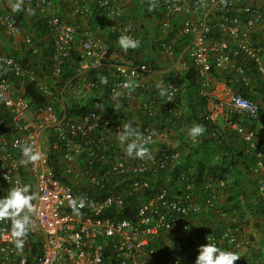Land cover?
Masks as SVG:
<instances>
[{
    "label": "built area",
    "instance_id": "built-area-1",
    "mask_svg": "<svg viewBox=\"0 0 264 264\" xmlns=\"http://www.w3.org/2000/svg\"><path fill=\"white\" fill-rule=\"evenodd\" d=\"M14 1L28 13L33 10L46 18L54 49L53 78L60 77L61 66L72 51L77 54L74 77L57 90L60 111L66 95L79 98L96 88L97 80L91 78L95 71L109 73L107 87L113 98L114 91L131 90L124 88L129 80L137 85L134 89L146 91L150 84L163 86L162 75L167 71L191 65L202 88L209 90L203 94L209 97L205 112L211 123L220 126L218 121L222 122L220 128L234 134L252 155V188L256 203L264 206V128L257 129L264 127V115L260 113L264 109V0H157L163 31L169 29L172 19L178 20L172 40L160 50V56L170 61L162 72L110 55L107 41L96 33L97 27L83 23L79 27L59 18L50 0ZM73 1V15L82 21L89 10L84 0ZM91 1L105 14L107 34L115 35L117 40L128 35L139 41L133 21L125 14L126 0ZM0 29L5 38L34 47L32 36L15 24L10 12L0 13ZM181 39L185 43L174 53L172 45ZM211 71L230 76L248 93H253L257 84L263 91L262 98L242 96L231 85L215 80ZM153 74L159 78L150 83L148 78ZM24 83L52 95L33 66L22 65L12 55H0V197L25 184L38 194L32 202L33 226L22 252L11 241L10 223L0 222V264H194L199 246L207 242L245 256L246 264H261L264 223L262 240L257 241L249 237L242 223L248 218L240 220L236 212L217 207L219 195L230 179L207 178L198 185L193 171H189L179 175L178 193L167 188L166 178H161L152 192L150 175L173 167L178 153L165 154L159 149L151 153L152 159L130 157L118 141L126 122L107 118L94 109L67 117L62 111L57 115L49 105L36 113L24 97ZM164 89L160 105L165 109L178 87L164 85ZM152 103L147 98L142 101V114L153 116ZM233 115L241 120H231ZM137 129L143 134L140 143L150 137L147 148L165 143L159 142L164 132L148 125ZM25 143L44 157L27 166L19 164ZM50 150L56 153L66 175L77 176L83 189L97 193H81L58 180L49 165ZM92 159L98 162V168H93ZM80 162H84V169L77 166ZM110 180L113 185L107 188ZM101 190L107 193L101 195ZM81 198L84 207L76 215L70 201ZM132 200L133 218H120Z\"/></svg>",
    "mask_w": 264,
    "mask_h": 264
},
{
    "label": "trees",
    "instance_id": "trees-1",
    "mask_svg": "<svg viewBox=\"0 0 264 264\" xmlns=\"http://www.w3.org/2000/svg\"><path fill=\"white\" fill-rule=\"evenodd\" d=\"M50 1L54 8L61 0ZM8 2L13 5L11 7L12 10L10 11L9 7H5L0 13L10 12L15 24L23 32L32 36L34 47H26L24 44H20L21 46L16 49L6 50L4 45L10 40L3 36L0 29V55H12L22 65L33 66L36 73L45 79L47 87L52 91V95L48 96L33 84H23L24 97L29 101V105L34 112L38 113L50 105L54 108L57 115H61L62 111L67 117H76L94 109L107 118H112L119 122H131L134 128L148 125L156 131L159 130L158 132H164L170 137V142L168 145L165 143L158 145L160 151L165 154L178 153L179 158L173 167L155 175H150L152 179L151 188H154L152 192L159 187L161 178H166L167 188L174 191V193H178L179 175L193 171L198 185L207 178L212 181L230 179L231 182L226 185L224 190L226 192L225 199L221 201L224 203V207L220 205L221 202L219 200L217 201L219 209L236 212L240 220L264 216V206L260 202L259 204L258 202L253 203V195H251L249 190V188H252L251 159L253 157L247 152L244 144L237 141L234 134L227 130H222L220 126L211 123L205 112L209 97L203 94L205 88H202L201 79L191 65H187L182 70L167 71L162 75L163 88L164 85L178 87V92L172 103L168 104V108L164 109L160 105L163 95L160 94V86L155 84H150L146 91L142 90L143 92L138 89L123 92L122 96L114 100L108 93L109 73L104 70H98L91 74V78L97 80L96 88L90 91L91 96L89 95L84 100L81 99L82 97L66 95L62 106L63 110L60 111L61 105L57 90L74 77L78 61L77 54L72 51L70 57L61 66L60 77L58 79L53 78L51 65L54 49L52 35L47 27L46 18L34 14L33 10H31L33 13L27 14L23 6L15 10V1L8 0ZM22 2L27 3L28 0H22ZM83 4L88 8L89 15L82 21L75 20V23L79 27L82 23L91 28L98 27L96 33H99L98 35L107 41L110 55L115 54L122 60H132L134 63L145 64L151 71H155L160 65H164L159 60L160 50L164 44L172 40L178 20L172 19L169 29L163 31L159 22L163 17L162 9H160L157 0H130L128 5L125 6V14L133 21L139 37V47L137 49H129L127 53L121 50L115 35L106 33L103 10L93 4L91 0H84ZM55 14L65 20L58 12ZM184 43L185 39L176 41L172 45L174 53L179 52ZM211 76L217 81H223L227 85H231L242 96L253 99L240 83L236 80H231L230 76L217 74L213 71H211ZM105 77L107 78L106 84L102 83ZM208 91L206 90L205 93ZM146 98L153 102L152 110L154 114L152 117L146 116L140 111V104ZM116 103L121 105L119 109L114 108ZM101 104L104 106L103 108L99 107ZM260 113L264 115L263 108ZM231 120L238 121L241 119L237 115H233ZM242 122L244 123L245 121ZM195 124L202 125L205 131L202 135L196 137V142L193 143L192 138L188 135V129ZM173 142L176 143L175 146L172 144ZM55 154L50 150L49 165L58 180L81 193L88 195L97 193L96 190L83 189L80 178L77 176L66 175L64 166L59 163ZM77 166L84 169V162L78 163ZM92 166L93 168H98L99 164L92 159ZM112 185L113 181L110 180L107 188ZM105 193H107L106 190H101L100 192L101 195ZM129 206L119 216L120 218H133L135 201L132 200ZM199 225H202V222H199ZM222 249L228 250L227 248ZM257 256H260V254ZM246 262L247 258L243 256L234 261V264H246Z\"/></svg>",
    "mask_w": 264,
    "mask_h": 264
},
{
    "label": "clouds",
    "instance_id": "clouds-1",
    "mask_svg": "<svg viewBox=\"0 0 264 264\" xmlns=\"http://www.w3.org/2000/svg\"><path fill=\"white\" fill-rule=\"evenodd\" d=\"M20 6V3H16L14 9L18 10ZM118 44L124 53H127L129 49H137L139 47V41L128 35H121L118 38ZM102 83H107L106 77L102 80ZM135 86L137 85H134L132 80L124 84V88L126 89L134 90ZM160 94H166V89L162 86H160ZM122 95V92L114 91L113 99L115 100ZM99 107L103 108L104 106L101 104ZM120 107L119 103L114 105L115 109H119ZM204 131L205 129L202 125L195 124L188 129V135L190 138L195 139L202 135ZM142 136L143 134L129 122L122 126V130L118 134V141L124 146V150L128 156L139 159H152L149 148L145 146L150 137L144 139L143 143H140L139 141ZM43 157L44 153L35 150L32 145L25 143L21 148L19 164L27 166L41 160ZM37 195V193L31 191L30 185L25 184L11 188L7 194L0 197V222L10 223L11 241L18 252L23 251L25 240L33 226L32 215L35 212V206L32 202L37 199ZM70 204L73 212L76 215H80V209L84 207L83 198L79 201L72 200ZM239 257L233 251L222 249L215 243L207 242V244L199 246L194 264H234V261Z\"/></svg>",
    "mask_w": 264,
    "mask_h": 264
},
{
    "label": "crops",
    "instance_id": "crops-1",
    "mask_svg": "<svg viewBox=\"0 0 264 264\" xmlns=\"http://www.w3.org/2000/svg\"><path fill=\"white\" fill-rule=\"evenodd\" d=\"M130 0H126V3H129ZM14 4V3H13ZM15 5V4H14ZM73 5H74V1L73 0H61L59 4H57L56 7L53 8V11L55 13H59L62 15V17L65 18V20L67 21H70V22H75V20L77 19L74 15H73V11H72V8H73ZM5 7H10V9L12 10L11 7H13V5H11L8 0H0V11H3ZM27 14L29 11H26ZM81 25V24H80ZM98 29V27L96 28ZM98 32V31H97ZM99 34V33H98ZM15 40L16 39H11L10 41H7L8 43L4 45L5 49H16L17 47L14 46L15 44ZM111 58H114V57H111ZM161 61V60H160ZM163 70H165L164 68H162V70L158 71V72H162ZM155 79L152 77V75L148 78V81L150 83H152V81H154ZM262 93L263 91L257 87V84L254 86V91L253 93H249L250 96L253 97V99H256V100H260L262 98ZM259 128V130L261 131L262 128H264L263 126H258L257 129ZM173 144V143H172ZM222 196L221 194L219 195V201H224L225 198H223L221 200ZM221 206L224 207V203L221 202L220 204ZM251 221V220H250ZM261 225V228L259 230L262 229V222L260 223ZM252 233H255V232H252ZM261 234H262V231H260L259 234H257V241L259 238H261ZM255 236H256V233H255ZM250 255V254H249ZM261 264H264V262H261Z\"/></svg>",
    "mask_w": 264,
    "mask_h": 264
},
{
    "label": "rangeland",
    "instance_id": "rangeland-1",
    "mask_svg": "<svg viewBox=\"0 0 264 264\" xmlns=\"http://www.w3.org/2000/svg\"><path fill=\"white\" fill-rule=\"evenodd\" d=\"M124 4H125V6L128 5V3H126V1H124ZM31 13H32V12H30V14H31ZM10 40H11V39H10ZM20 44H21V43H20L19 40H15V44H14V46H16V47L21 46ZM159 60H161V62H162L164 65H160V66L158 67V69H156L155 71L162 70V68H165L166 65L168 66V63H170V61H169L168 59L163 58V57H161V56H160ZM186 63L189 64V62H186ZM152 77H153L155 80H158L159 75H158V74H153ZM153 82H154V81H152V83H153ZM89 95L91 96V92H86V93L82 96L81 99H84V100H85ZM218 124H219L220 126L223 125V123L220 122V121H218ZM169 138H170V137H169L167 134H164V135H162V138H161V140H159V142H165V143H166V142H170V141H169ZM42 141H45V140L42 139ZM176 141H177V140H176ZM167 144H169V143H167ZM175 144H176V143L173 142V145H174V146H175ZM159 149H160V148H159V146H158V143H155V144H153L152 146L149 147V150H150L151 153L156 152V151L159 150ZM249 186L251 187V185H249ZM249 190H250L251 195H253V196H252V201H253V203H256L257 200H256L255 195H254V188H253V189H252V188H249ZM220 194H221V196H222L221 200H222L223 198H225V194H226L225 191L221 192ZM250 220H251V221H250ZM261 222H262V224L264 223V218H263V217H257V218H255V219L248 218V220H247L246 222H245V221L242 222V223L244 224V227H245L246 232L249 233V237H255V238L257 237V234H259L260 231H261V230H259V229L261 228V225H260ZM252 232H255V233H256V236H255V233H252ZM260 240H262V236H261ZM261 245H262L263 248H264V240L261 242ZM262 262H264V259L262 260Z\"/></svg>",
    "mask_w": 264,
    "mask_h": 264
}]
</instances>
